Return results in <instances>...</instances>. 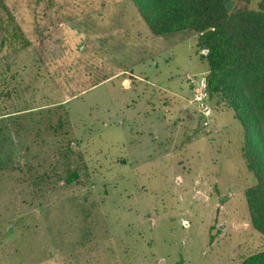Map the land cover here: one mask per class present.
Masks as SVG:
<instances>
[{
	"label": "rangeland",
	"instance_id": "1",
	"mask_svg": "<svg viewBox=\"0 0 264 264\" xmlns=\"http://www.w3.org/2000/svg\"><path fill=\"white\" fill-rule=\"evenodd\" d=\"M195 44L153 35L130 0H0V264H236L264 249L242 127L220 95L194 101L208 70Z\"/></svg>",
	"mask_w": 264,
	"mask_h": 264
},
{
	"label": "trees",
	"instance_id": "2",
	"mask_svg": "<svg viewBox=\"0 0 264 264\" xmlns=\"http://www.w3.org/2000/svg\"><path fill=\"white\" fill-rule=\"evenodd\" d=\"M130 1L153 35L191 31L195 46L206 51L200 55L208 65L206 91L220 95L242 127V157L255 180L245 189L244 200L252 229L264 237V0L254 10L232 11L228 0ZM55 126L62 129L61 119ZM78 178V170H72L64 184ZM213 240L209 235V242ZM236 264H264V249Z\"/></svg>",
	"mask_w": 264,
	"mask_h": 264
},
{
	"label": "built area",
	"instance_id": "3",
	"mask_svg": "<svg viewBox=\"0 0 264 264\" xmlns=\"http://www.w3.org/2000/svg\"><path fill=\"white\" fill-rule=\"evenodd\" d=\"M205 53H206V51L203 50V51H202V54H205ZM201 84H202L204 90H203V91H198V92H196V95H195V97H194V101H195L196 103H198L201 107H204V102H203V100L205 99L204 97H205V95H206V91H205V89H206V87H205V79H203V82H201ZM205 124H206V123H205Z\"/></svg>",
	"mask_w": 264,
	"mask_h": 264
}]
</instances>
